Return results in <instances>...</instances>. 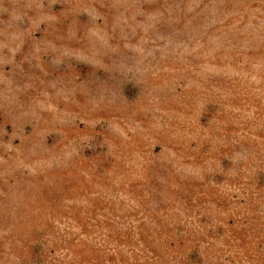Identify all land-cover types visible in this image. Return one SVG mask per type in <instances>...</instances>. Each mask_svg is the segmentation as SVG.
<instances>
[{
	"label": "rangeland",
	"instance_id": "rangeland-1",
	"mask_svg": "<svg viewBox=\"0 0 264 264\" xmlns=\"http://www.w3.org/2000/svg\"><path fill=\"white\" fill-rule=\"evenodd\" d=\"M0 264H264V0H0Z\"/></svg>",
	"mask_w": 264,
	"mask_h": 264
}]
</instances>
